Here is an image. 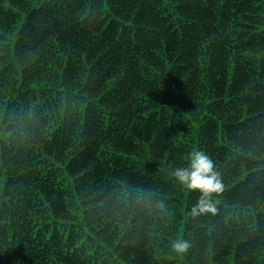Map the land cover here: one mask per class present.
Wrapping results in <instances>:
<instances>
[{
  "label": "trees",
  "instance_id": "16d2710c",
  "mask_svg": "<svg viewBox=\"0 0 264 264\" xmlns=\"http://www.w3.org/2000/svg\"><path fill=\"white\" fill-rule=\"evenodd\" d=\"M0 264H264V0H0Z\"/></svg>",
  "mask_w": 264,
  "mask_h": 264
},
{
  "label": "clouds",
  "instance_id": "9594fccd",
  "mask_svg": "<svg viewBox=\"0 0 264 264\" xmlns=\"http://www.w3.org/2000/svg\"><path fill=\"white\" fill-rule=\"evenodd\" d=\"M172 174L181 186L193 191L198 190L200 193L190 215L195 217L216 211L212 194L221 193L223 184L219 173L215 171L214 161L204 151L194 149L190 153L188 165L174 168ZM189 247L188 241H177L172 244V250L177 253L186 252Z\"/></svg>",
  "mask_w": 264,
  "mask_h": 264
}]
</instances>
